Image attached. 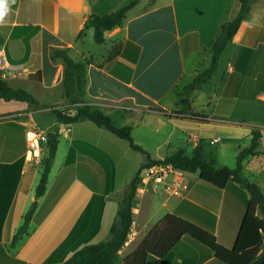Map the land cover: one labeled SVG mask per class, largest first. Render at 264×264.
<instances>
[{
	"label": "crops",
	"instance_id": "obj_1",
	"mask_svg": "<svg viewBox=\"0 0 264 264\" xmlns=\"http://www.w3.org/2000/svg\"><path fill=\"white\" fill-rule=\"evenodd\" d=\"M130 1L0 0V48L6 61L0 74L11 87L28 91L29 86L34 87L37 95H32L39 105L46 106L0 99V264L62 262L84 245L109 236L118 200L131 176L121 182V188L116 167L125 162L130 168L129 159L135 156L122 155L121 139L90 120L57 125L50 107H68L72 113L75 108L63 93L64 65L50 58V50L68 49L76 61L95 57L82 45L87 31L93 29L89 27L90 14L110 13ZM133 8L127 11L123 24L111 31L113 42L122 44L120 55L103 67L87 64L84 100L115 121L122 119L124 123L118 125H129L134 141L153 159L182 149L184 142L193 149L199 141L205 144L206 155L213 156L207 144L223 138L234 144L249 140L250 144L252 129L258 130L259 153L243 161L242 172L253 176L262 190L264 175L258 173L264 172V0L252 3L247 18L221 54L215 73L202 84L208 93L198 96L194 89L191 111L186 113L177 111L176 86L193 80L185 82L188 65L195 75L209 65L210 48L221 24L236 15L239 0H147L140 9ZM80 30L83 34L77 38ZM197 64L204 68L197 69ZM115 68L121 78L111 73ZM45 112L54 120L41 131L33 114ZM56 126L59 138L63 135L69 144L63 170L36 199L29 233L13 247L12 237L35 200L41 170L40 158H25L26 131L32 128L47 133ZM79 141L108 156L114 168L109 189L100 186L93 190L79 179ZM169 166L162 182L141 175L132 223L118 251L119 262L183 200L189 202L183 209L186 217L208 219L203 213L214 214L217 241L233 244L249 199L247 191L234 181L218 188L201 180L198 172ZM175 245L164 258L150 255L146 264H223L189 237H181Z\"/></svg>",
	"mask_w": 264,
	"mask_h": 264
},
{
	"label": "trees",
	"instance_id": "obj_2",
	"mask_svg": "<svg viewBox=\"0 0 264 264\" xmlns=\"http://www.w3.org/2000/svg\"><path fill=\"white\" fill-rule=\"evenodd\" d=\"M255 0H239V9L236 15L221 24L220 32L215 38L211 48L209 65L198 72L190 84L176 86L177 111L186 113L191 111V98L193 90L208 82L215 73L219 58L228 43L237 33L242 21H244ZM139 0H131L119 9L106 14H90L92 20L89 27L93 28V37L96 43L105 41V33L123 24L128 10L133 8ZM83 30L77 34L80 38ZM121 43H115L111 52L101 62H96L95 57H89L83 61L74 60L68 49L52 47L50 58L60 60L63 65V93L67 102L75 108L74 113L70 108L60 109L51 107L55 121L60 123H74L84 120L92 121L96 126L104 128L125 140L129 147L144 155V161L134 172L130 181L124 187L118 200L116 217L110 227L109 236L105 240L93 244H87L76 250L69 258L62 262L51 264H146L148 257L164 258L175 244L186 236L206 247L223 264H264V192L260 186L250 181L243 175V161L252 155L259 153L258 147L261 134L252 129L250 144L241 148L236 156V166H216L215 158L206 155L205 144L199 141L190 154L183 149H177L161 159H153L150 154L134 141L132 129L129 125H118L109 114L101 108L87 103L84 100L86 84L87 64L103 67L106 62L120 55ZM111 73L119 78L121 75L115 69ZM125 79V78H124ZM127 79V78H126ZM0 99L4 101H23L33 106L46 107L38 103L32 93L24 88L11 87L0 74ZM202 121V120H201ZM44 147L46 154L40 158V177L35 187V199L44 195L48 175L53 165L59 142V131L56 126L53 131L47 132ZM41 144V145H42ZM77 157L79 179L88 187L97 190L102 187L107 190L112 185L114 168L108 156L93 145L79 141L77 144ZM154 165H170L173 169L186 172H198L199 178L218 188H224L229 182L234 181L249 195L244 214L241 218L235 240L231 246L219 243L214 234L215 215L208 214V219L186 217L183 211L188 200H183L172 213L163 216L149 231L138 247L122 262L118 261V251L125 242L132 223V208L135 193L141 182L143 169ZM35 207H31L23 216V222L12 237L11 245H17L21 237L29 233V224ZM192 212V211H191Z\"/></svg>",
	"mask_w": 264,
	"mask_h": 264
},
{
	"label": "rangeland",
	"instance_id": "obj_3",
	"mask_svg": "<svg viewBox=\"0 0 264 264\" xmlns=\"http://www.w3.org/2000/svg\"><path fill=\"white\" fill-rule=\"evenodd\" d=\"M146 3H147V0H141L132 10H138V9H140L141 6H143ZM111 31H107L105 33V41L103 43H96L95 42L94 37H93V29H90L87 31V36L84 39V41L82 42V45L86 44V47H88V51H90L92 54L95 55V58H96L95 61L96 62H101L102 60H104V58L108 55V53L111 52V49L113 48V45L115 44L113 42ZM15 36H16V31L13 33L12 38H14ZM11 41H13V39ZM222 57H223V55H222ZM76 59H78V58H76ZM221 65H222V62L219 63V69L221 68L220 67ZM197 66L199 67L197 69H200V70L204 68L203 67L204 64H202V65L197 64ZM190 67L191 66H189V65L187 66L186 76H185V82H188V83L191 81V79H193V77L195 75V72ZM0 69H2V68H0ZM200 88L199 89L195 88L196 90H198V96L199 95L205 96L208 93V90L205 89L206 87H204L203 85ZM29 91L34 96L37 95L34 87L29 86ZM33 119H34L35 123L37 124L38 129L41 131H44L43 129H45V127H47L48 125H51V123L54 120V118L50 112L34 113ZM115 122L117 124H123L124 123L123 120L120 118H116ZM220 135H221V137H224L223 134H220ZM121 140L118 141L121 144H123L122 145L123 147L120 149V153L122 155L125 154L127 157H128V154L130 153L132 156H135V157L132 159H129V162L131 165L130 168L128 167V164L125 162L123 163V165L116 167L117 181L119 183L118 184L119 186L122 184L121 182L124 181L123 183H125V181H128L129 175H131L130 178L133 176L134 172L140 166V164L142 163L143 158H144V155L141 152L131 149L129 147L128 143H126L124 140H122V141ZM248 145H249V140H241L239 142V144H234V143H229V140H227L226 138H223L220 142H218L214 145L207 144V151H210V153L213 155L211 157L215 158V165L216 166H219L220 164H222V165H225L229 168H234L236 166V156H237V153L239 151L238 147L244 148V147H247ZM68 147H69V144H68L67 140L63 137V135L60 136L58 146H57V152H56L55 160H54L53 165H52L51 170H50L47 188H48V186H50L53 183V181L56 179V177H58L59 173L63 170V166L65 164V158H66V155L68 153ZM183 148L182 149L187 154H190L192 151L191 145L187 144V142L183 143ZM45 154H46V148L44 147V143H43L41 145V156H40V158L42 156H44ZM140 159H141V162H139ZM244 174L248 177V179L250 181L256 182V180L253 178V176H249L247 173H244ZM258 174L264 175V172L258 173ZM130 178H129V180H130ZM122 187L123 186L121 185V188ZM262 190L264 191V188H262ZM52 191H55V186H54V189ZM36 202H37L36 199L33 200L30 204L29 209L33 206L35 207Z\"/></svg>",
	"mask_w": 264,
	"mask_h": 264
},
{
	"label": "built area",
	"instance_id": "obj_4",
	"mask_svg": "<svg viewBox=\"0 0 264 264\" xmlns=\"http://www.w3.org/2000/svg\"><path fill=\"white\" fill-rule=\"evenodd\" d=\"M6 66L4 50L0 48V68ZM47 135L37 129H28L26 131L27 149L25 158L28 160L39 159L41 156V144L46 141ZM168 165H154L142 170V176L155 182H162L165 174V168ZM170 167V166H169Z\"/></svg>",
	"mask_w": 264,
	"mask_h": 264
}]
</instances>
